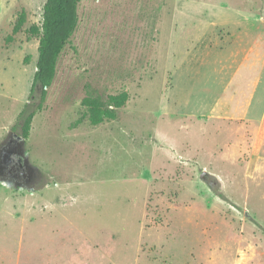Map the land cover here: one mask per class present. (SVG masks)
Masks as SVG:
<instances>
[{"label": "rangeland", "instance_id": "374dc122", "mask_svg": "<svg viewBox=\"0 0 264 264\" xmlns=\"http://www.w3.org/2000/svg\"><path fill=\"white\" fill-rule=\"evenodd\" d=\"M45 2L0 0V154L40 100ZM78 13L17 139L33 178L0 175V264H264V0H81ZM88 83L128 92L117 118L89 121Z\"/></svg>", "mask_w": 264, "mask_h": 264}, {"label": "trees", "instance_id": "16d2710c", "mask_svg": "<svg viewBox=\"0 0 264 264\" xmlns=\"http://www.w3.org/2000/svg\"><path fill=\"white\" fill-rule=\"evenodd\" d=\"M80 2L81 0H46L43 6L37 69L31 87L32 94L35 86L40 84V100L37 109L32 108L31 103L28 102L19 114L22 137L24 138L30 134L37 110L42 109L46 102L48 89L57 75L60 56L78 27ZM25 20L26 15L22 12L13 28V33H17L21 29ZM85 87L86 96L82 99V104L87 107L89 121L94 125L102 123L105 119L117 118L119 109L129 99V94L125 90L119 93L104 94L90 83Z\"/></svg>", "mask_w": 264, "mask_h": 264}, {"label": "flooded vegetation", "instance_id": "af4514ba", "mask_svg": "<svg viewBox=\"0 0 264 264\" xmlns=\"http://www.w3.org/2000/svg\"><path fill=\"white\" fill-rule=\"evenodd\" d=\"M17 139L18 143H23V138L17 133H13L3 145L4 147L0 154V175L2 180H11L19 185H24L22 182L31 181L33 173H31L29 167L25 168L23 166L27 159L20 155V145L17 143Z\"/></svg>", "mask_w": 264, "mask_h": 264}, {"label": "crops", "instance_id": "0c3cea01", "mask_svg": "<svg viewBox=\"0 0 264 264\" xmlns=\"http://www.w3.org/2000/svg\"><path fill=\"white\" fill-rule=\"evenodd\" d=\"M5 182H6V184L9 186L10 184H9V182L8 181H6V180H4ZM5 182H3L4 184H5ZM23 187V185H18V186H16V188H22Z\"/></svg>", "mask_w": 264, "mask_h": 264}, {"label": "water", "instance_id": "95a60500", "mask_svg": "<svg viewBox=\"0 0 264 264\" xmlns=\"http://www.w3.org/2000/svg\"><path fill=\"white\" fill-rule=\"evenodd\" d=\"M20 136V135H19ZM21 137V136H20ZM23 138V137H22ZM205 173H203V175H204ZM2 182H5L4 180H2ZM6 183V182H5Z\"/></svg>", "mask_w": 264, "mask_h": 264}]
</instances>
